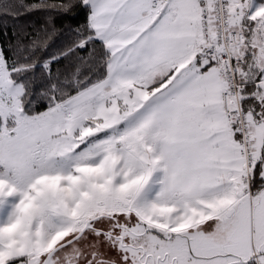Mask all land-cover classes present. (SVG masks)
I'll return each instance as SVG.
<instances>
[{
    "label": "snow or ice",
    "instance_id": "obj_1",
    "mask_svg": "<svg viewBox=\"0 0 264 264\" xmlns=\"http://www.w3.org/2000/svg\"><path fill=\"white\" fill-rule=\"evenodd\" d=\"M0 264H264V0H0Z\"/></svg>",
    "mask_w": 264,
    "mask_h": 264
},
{
    "label": "trees",
    "instance_id": "obj_2",
    "mask_svg": "<svg viewBox=\"0 0 264 264\" xmlns=\"http://www.w3.org/2000/svg\"><path fill=\"white\" fill-rule=\"evenodd\" d=\"M38 20H39V17H37V16H33V17L31 18L30 22L35 23V22H37ZM26 22H28V21H26Z\"/></svg>",
    "mask_w": 264,
    "mask_h": 264
}]
</instances>
